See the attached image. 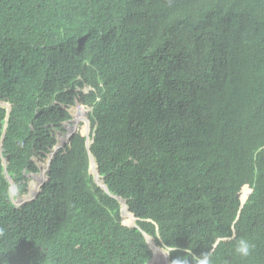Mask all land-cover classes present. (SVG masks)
I'll list each match as a JSON object with an SVG mask.
<instances>
[{
    "label": "trees",
    "instance_id": "16d2710c",
    "mask_svg": "<svg viewBox=\"0 0 264 264\" xmlns=\"http://www.w3.org/2000/svg\"><path fill=\"white\" fill-rule=\"evenodd\" d=\"M1 103L0 264H264V0H0Z\"/></svg>",
    "mask_w": 264,
    "mask_h": 264
},
{
    "label": "rangeland",
    "instance_id": "374dc122",
    "mask_svg": "<svg viewBox=\"0 0 264 264\" xmlns=\"http://www.w3.org/2000/svg\"><path fill=\"white\" fill-rule=\"evenodd\" d=\"M90 89L89 88H84L83 90H82V92L83 93H87L88 91H89ZM72 108V109H71ZM73 110H78L80 113H81V116L82 117H80V119H76V117L75 116H73L72 115V111ZM85 108L82 106V105H80L79 103L77 104V103H75L73 106H70L69 108H68V112H69V114H70V116H71V119L68 121V122H70V121H72V125H74L75 124V122H77V131L80 129V126L82 125V128L84 129V131H85V135H89V133H90V123H89V120L87 119V117L85 116ZM71 124H67V126L68 127H70V129L72 128L71 126H72ZM67 133V132H66ZM65 133V134H66ZM87 136H86V140H87ZM60 138H62V139H64L63 138V135L60 137ZM90 139V138H89ZM59 140H61V139H59ZM62 146H61V144H60V142H58V145L53 149V151H52V153L51 154H54L55 153V151H57L58 149H60ZM50 156V155H49ZM49 156L47 157V159H45L44 161H41V162H39V161H37V160H35L36 161V163H37V165L40 167V169L41 170H43L44 169V166L43 165H45L46 164V162H48L47 160L49 159ZM96 169V168H95ZM89 173L93 176L94 175V172H93V170H92V168H91V163H89ZM40 174H37V175H35V176H32L31 178H29V180H28V192L26 193V194H24V195H22V197H20V199H26V198H30L31 196H32V191H34L35 193H36V191H37V189H38V187H39V185H40V183H41V181H40V179H39V176ZM32 192V193H31ZM17 199H19V198H17ZM126 211V210H125ZM128 216L127 217H129L130 215L129 214H127ZM125 218V217H124ZM127 221H128V224L131 226V227H135V228H137V226L135 225V220H133V219H131L130 217H129V219L127 218ZM145 240H146V243L148 244V247H149V249L151 250V252H152V257L150 258V260L146 263V264H149L150 263V261L153 259V251H152V249H151V246H150V241H148V236H145ZM149 240H151V242H152V244L154 245L155 244V242H154V240H153V238H151V237H149ZM148 241V242H147ZM163 248V247H162Z\"/></svg>",
    "mask_w": 264,
    "mask_h": 264
},
{
    "label": "clouds",
    "instance_id": "9594fccd",
    "mask_svg": "<svg viewBox=\"0 0 264 264\" xmlns=\"http://www.w3.org/2000/svg\"><path fill=\"white\" fill-rule=\"evenodd\" d=\"M7 107V106H6ZM8 108V107H7ZM65 134L63 135V138H64ZM59 139H62V138H58V141L59 142ZM58 145V143H57ZM56 145V146H57ZM55 146V147H56ZM54 147V148H55ZM53 148V149H54ZM59 150V149H58ZM57 150V151H58ZM56 152V151H55ZM50 155H53V154H50ZM48 161V160H47ZM47 165V162L45 164V166ZM44 166V168H45ZM40 169V167H39ZM40 174L38 177L41 181L39 187L41 186V184L43 183V180H42V177H41V169H40V172L38 173ZM38 187V189H39ZM38 189L36 191V193L33 191L32 193V196L30 198H26L28 200H31L35 197V195L37 194L38 192ZM25 198L21 200V202H23L24 200H26ZM130 213V212H129ZM132 214V213H131ZM133 215V214H132ZM134 216V215H133ZM123 217V216H122ZM135 220V219H134ZM215 246H218V245H215ZM255 245L250 243V241L248 239H245V238H240L236 241V244L234 246V252L240 256L241 258H247L248 256L251 255L253 249H254ZM163 249H166V248H163ZM176 249L175 248H172V249H166L165 250V255H169L170 254V251H175ZM170 262V261H169ZM171 264H213V260H212V256H211V253L210 252H203L199 255H196V254H193L191 251H188L187 253V256L184 257V256H179L175 259H173L171 261Z\"/></svg>",
    "mask_w": 264,
    "mask_h": 264
},
{
    "label": "water",
    "instance_id": "95a60500",
    "mask_svg": "<svg viewBox=\"0 0 264 264\" xmlns=\"http://www.w3.org/2000/svg\"><path fill=\"white\" fill-rule=\"evenodd\" d=\"M77 104H78V103H77ZM0 105H1V106H4V107L7 106V107L9 108V106H8L7 104H5V103H1ZM7 107H6V108H7ZM67 124H71V125H72V121L67 122V123H66V126H67ZM67 127H68V126H67ZM71 127H72L71 129H70V127L67 128V133L65 134L64 139H61V143H60V144H61L62 147H63L65 144H69L70 138H71L74 134L77 133V122H75V124L72 125ZM86 136H87V135H86ZM59 142H60V141H59ZM91 143H92V141L89 139V135H88V136H87V140H86V146H87L88 149H89V146H90ZM52 157H53V155H50V156H49V159H48L47 165L45 166V168H44L43 170H41V177H42V180L44 179L45 172H46V171L48 170V168H49V165H50V163H51ZM91 160H94V162H95V168H96V172H94V175L92 176V177H93V181H94V183H95L97 186H99L100 188H102L105 192L108 193V190H107V188H106V186H105L103 180L100 179V177H99L98 170H97V165H96V161H95V159L92 157V155L89 153V163H91ZM7 178H8V177H7ZM98 181H99L100 183H99ZM108 194H109V193H108ZM114 198H116V199L118 200V202H119V204H120V206H121V214H122V216L125 217V218H128V219H129V217H130L131 219L134 220L135 218H134V216H133L131 213H129L128 207L126 206V202H125L124 200L118 198V197H114ZM20 203H21V202H20ZM122 206H124V207H125V210H126V211H124V213H123V211H122ZM127 214H129L130 216L127 217V216H128ZM144 236H147V235H144ZM148 241H149V237H148ZM148 241H147V242H148ZM164 250H166V249H164ZM167 262H168L169 264H171V263L169 262V260H168V255H167Z\"/></svg>",
    "mask_w": 264,
    "mask_h": 264
},
{
    "label": "bare ground",
    "instance_id": "6f19581e",
    "mask_svg": "<svg viewBox=\"0 0 264 264\" xmlns=\"http://www.w3.org/2000/svg\"><path fill=\"white\" fill-rule=\"evenodd\" d=\"M94 165H95V162H94ZM93 172H96L95 166L93 168ZM122 211L124 213V211H125V207L124 206H122ZM150 246H151V249L153 251V254L156 256L157 260L159 261V264H167L165 255L160 254L159 252H157L156 248L153 246V244L151 242H150Z\"/></svg>",
    "mask_w": 264,
    "mask_h": 264
}]
</instances>
